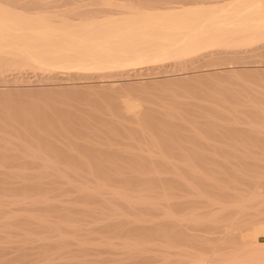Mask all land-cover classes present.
<instances>
[{"label":"bare ground","instance_id":"6f19581e","mask_svg":"<svg viewBox=\"0 0 264 264\" xmlns=\"http://www.w3.org/2000/svg\"><path fill=\"white\" fill-rule=\"evenodd\" d=\"M84 1L83 0H0V105L5 104V106H6L8 103H10V101H8V103H7V101L4 100V99H6V96L9 97L13 92L15 94L20 93L19 92L20 89L18 90V88H17L18 86L13 91V90H10L11 88H8L9 85L7 86L6 83H9L10 81H12L13 83H17V85L20 86V84H18V83L21 82L19 79H21L23 77V76H21L22 73L32 74V76L31 77L29 76V77L33 78L34 81L38 82L37 84H42V85L47 84L49 86L51 85L52 87L55 86V88H57L59 86H62L60 88H63V86H65L68 89H71V91H72L71 93L74 92L73 93L74 96L79 94V93L77 94L76 90H80V89H83L85 91L84 95L86 93V90H88L87 93H89V90L91 91L93 89H96V90L98 89L97 91L100 92V94L105 93V94H107L106 96L109 95L108 97H113V96L116 97L115 94L116 93L118 94V92L122 91L124 88H125V90H127V89L131 90V91H133L132 94H131V91H130V94L127 93L128 91H126L127 94L125 93V91H123L124 92L123 94H126V95H124L123 98L119 97V98H121L122 103H123V99H125L126 103L125 102L124 103L126 104V108L128 107L127 108L128 112L127 113L125 112L126 108H120V110L122 109L125 112V113L122 112L123 116H124V114L126 115L129 113V115L131 117L129 115H126V117L124 116V119L127 118V119L131 120V124H129L130 121L128 123L124 122V119H122L123 120L122 122L125 125L122 122L121 123L119 122V121H121V119H120L121 112H118V115H116V117L119 116L117 118L120 120H114V119H116V118H113L114 115H112L108 112L110 115L109 114H107V115L112 116L113 119L111 117H110L111 120L108 119L109 117L107 115H106L107 117L105 116V118H107V119H103L104 116H102V115H104V114H102L100 117L104 120L103 121V120H101L100 117H98L100 115V113L98 112L99 115H97V112L94 110L96 112V113L94 112L96 114V118L97 117L100 118L99 120H97L95 118V120L98 121L96 123H98V124L100 123V125H101L107 121V123H104V124H107L109 126V128H107L108 126H106V127L104 126V128L106 130H108L106 132H109V133L113 132V134H111V133H110V135L108 133H106V134H108L110 136V138H113L114 141L116 140L115 139L116 137H114L113 135L118 133V132H116V130L114 131V129L117 126L112 125V123L116 121V122H118L117 125H119V127H120L119 130L121 133H122V131L125 133L131 132V134L133 133L137 139H139L140 141L142 140L143 143L146 142L145 144H147V142H149V145L147 144L148 145L147 149L149 147L151 148V146L156 147V148L160 147V148L166 150L165 153H170L169 150H174V151L178 150V149H176V146L179 147V150H178L179 152L184 149L183 150L184 154L183 155L181 154L183 156L182 159L185 158V160H187L188 159L187 157H191V159L188 162L190 166H188L185 173L191 174L192 176H190V177H193L195 182L192 181L193 182L192 183L191 180L188 181L187 176H186V178H184L185 177V175L183 177L184 171L182 172V176H181L180 175L181 172L179 173V171H177V170H171V168L170 169H166V168L165 169H161V168L158 169V168H156L155 167V165H156L155 161L152 163L151 162L147 163L148 161H144V163H143L142 162L143 160L142 161L140 160L141 155L140 154L138 155L137 151H135V149L137 147H139V148L142 147L143 143L140 144L141 142L137 143L139 146L136 147V145H135V148H133L134 150L131 148L132 152L133 151L136 152L134 154L131 151H129V152H131V153H129V152L121 150V149L119 150V152H118V150H115L116 147L114 148L113 145H116L120 142H118L116 144H111V142H110L112 147L110 146L111 147L110 148L107 146L108 149L106 151V149H105V148H107L106 144L104 145L101 142L99 144L98 141H94L96 139V137L98 138V135H96L94 140L91 139L94 142V145H93V143H90L89 145L98 147L97 143L99 145L102 144L103 146L101 145L99 147H101V149L104 147L103 150L99 149V147H98L99 150L95 147L91 148V146H87V143H89L91 141L89 139V137H88V139L90 141L83 137L82 139H86L88 142L84 140V141L78 143L79 147H77L78 145L72 146L75 149V150L73 149L75 151V153H77V155L78 154L80 155V156L78 155L79 157L83 156L82 159L79 158L80 160H75L74 159L75 156H72L69 153V152H71L74 154V152H72L73 150L70 151L71 148L68 149V147H65L66 150H64V148L59 146L60 144H62L59 140H63L62 137H65V138L67 137V136H63L64 134L69 135L68 139H69V137H70V139H72L70 134L72 136L74 135L73 137L75 139H77L78 137H75V135L79 136L80 133H82L81 127H83V130H85L84 127H86V128L88 127L89 129L88 128L87 129L91 130L90 131L91 133H88L90 138H93L95 136V134L102 132V131L98 130V132H96V133L93 132V133H95L93 135V137H92V135H90V134H93L92 129H94V131H95V129L98 127V125H97V127L95 125H93L96 128L95 127L93 128V126H92V124H93V122H95V120L91 119V118H93L95 116L91 117L90 118L91 120L89 122L86 120V118H80L79 117L80 115L78 116L80 119H77V120H75L77 118V116H75L76 118L73 117L74 120H73V118H71V115H69L70 117L66 116V118H65L64 116L68 115V114L67 113L64 114V112L60 113L63 115V117H62V115H60L61 116L60 117L59 114H58V116H56L57 114L53 113V114H56L55 115L57 117V119H56V118H53V117H55L53 114H52L53 117H51V115L49 113H48V115H46L47 114L46 112H45V114L40 113L42 115H38V114L32 115L31 114L28 116L27 115L22 116L23 114H21V115L15 116V114H13V116H9V115H6V113H5L6 110H5L4 111L5 114L3 113V115H2V113H1V115H0V142L1 141L5 142L8 138H10L12 136L14 138L15 137L20 138L21 140H23L24 137L28 138L30 136L29 137L30 139L28 138L29 140H31V138H33V140H35V143H37V141H38L37 146H40L39 143L41 142L46 147H49V150H52L54 152V153L51 151L49 152L48 149L46 148L50 155L53 153V154L57 155L56 156L57 158L59 157L58 159L61 158L62 160L64 158H66L68 160L67 162H69V164H67V165L70 166V167H68L69 169H66V170H68V173H69V171H71L73 173L75 172L73 174L75 176H68V175H72V173L68 174L67 176H64L67 173V171L65 172L64 170L62 171L60 169L59 170L57 169L55 171L56 167L59 168V165L61 164L60 163L58 165L57 164L58 162H56L55 169H53L55 172L54 171H52V172L55 175L56 174L57 175L59 174V175L53 176L51 171H48L47 168L49 167V165L55 164L56 159L54 158L53 155H51V156H53V158L51 156H49V154H47V151L45 152V154H46V156H49L48 159L52 158L55 161L53 163L52 162L53 160H50V162L48 163L49 164L48 167L47 166H46V168L43 167L42 171L44 172V168H45V170H46L45 172H48V173L50 172L52 174V176L48 175V174H46L45 176H41V175L40 176L37 175L35 177L30 176V177H34L36 179L34 182L30 181V179L26 180L27 182L23 180V178L26 179L29 176H27V177L26 176H18L19 180L16 179L17 181L15 180V182H14L13 178L11 179V177H9L11 182L9 180H7V182H6V180H4V178L6 176L5 177L3 176V180L1 178V181H0V184L2 183V186L0 185V191L2 192V194H4L2 196L0 193V197L2 196L0 199V211H2V212H0V213H3V214H1L2 216L0 217V230L4 229L6 227H9V225L11 227L10 220L12 221L13 218H16L18 220L21 219L18 222L19 224L17 226H19V228H22L23 230H25V232L23 234L20 233L17 236L20 244H22V242L25 245H26V243L28 244V242L33 243L32 245L34 248V245L36 243L37 244L40 243L39 244L40 246H38L36 244L35 249L38 250L37 247H41V248H44V250H47L48 248H50L49 243H50L51 238H50L49 234L47 236V232L48 233L52 232V231H50V229L53 230V232H55V230L58 231L60 227H62L61 229H64L63 225H65V224H67V226L69 227L70 223L72 224L71 226H73V227H71L69 229H72V230L76 229L75 224H73L72 221L71 222L68 221L69 217L67 218L65 215V213L67 212L66 210L68 208L64 209L66 211L64 213L65 216H63L64 219L61 218L62 217L61 214L63 212H61V214H60V211L59 210L57 211V213L59 212L58 213L59 216H57V217H58V219L60 217L61 220L60 219L57 220L58 223L56 222L55 225H52L50 222V219L48 218V217H50L49 216L50 214H47V213H49L50 211L52 212L53 209L57 210L56 209L57 207H58V209L59 208L61 209V207H59L57 205H55V206H57L56 208H53L52 205H50V204H52L53 200L50 202V199H52V198L49 196L48 193H49L50 189H53V187H54V185H56V183H57V185L59 183L61 184V186L64 185L63 187H65V186H67V188L69 187L73 193L78 194V195H76V194L72 193L73 195H75V196L80 195L82 199L84 197V200H86L85 197L88 198V200H90L89 197H91V198L99 197V198H96L97 201L99 200L98 203L100 201H102L104 203L105 202L108 203L112 198H116V199L118 198L124 204H127L128 208H129V206H132L133 209H137V210L140 208L141 209L143 208L142 210L144 212L146 211L145 213H148L150 211L151 214L153 213V215L155 217H158L159 213H158V216H156L155 212L157 210H159V211L163 210L160 207H161V204H164V203H159V202L157 203V202H154V201L149 200V199H143L144 197L143 198L137 197L136 199L131 198L132 196L129 195V193H127L125 191L120 192V190H116V188H114V182L115 183L117 182L118 185L120 184V186H127V188L129 187V189H130V187H133L130 190L134 189V187L138 189L137 186H139L140 188H141V186H143L142 188H144L146 186H150V185L153 186L151 184V182L148 183L149 180H147L148 179L147 177H149L150 174H155V176L153 177L154 179H152L153 184L154 183L157 185L160 184V186L161 185H168V187L164 186L166 188H169V187L172 188V186H174L172 189H175V188H177L175 186H178V189H179V187L180 188L186 187L187 189H190V187H191L192 189H190V190H192V191H190V192H192L194 194L193 190H194V188H197V186L199 184L200 186H202V188L205 189L204 190L198 186L199 188H201V190H203V191L208 190L209 194L211 195V196H209V194L207 195L208 198L210 197L209 198L210 200H208V202L210 201V204L212 205L211 207L214 206V208L215 207L217 208V206H219L218 207L219 210L222 209L223 213H218V214L226 213V214H224L223 220H224V218H226L225 216L227 215V212L231 211L230 207H228L229 211H227L226 206L230 205L229 203L232 200L243 198L242 203L241 204L238 203L241 210H239V208H237V207L236 208L233 207V205L231 204L232 208H235L236 210L238 209L237 210L238 215H239L238 211L243 210L242 213H244V212H246L245 210L249 209L247 207L248 205L246 203L249 202L252 205V203L254 202L255 205L258 206V207H256L255 212L250 213V214H246V216L248 215V217H249V219H248L249 223L248 222L247 223H248V225L250 224L253 227L252 230L251 229L247 230V229L243 228V230L240 231V228L238 226H241L243 224L237 225V227H238L237 229L233 225L234 226V228H233L232 224L236 222V218L238 217L234 214H233L234 216L228 215L229 217L226 218V223H229L231 226L227 225L226 223H224V225H223V223L222 224L221 223H215L216 218H214L213 213L210 211L209 212H210L211 216L209 215V212H208V215L210 216V218H208L206 220H208L207 222H213V224H215V225L221 224L224 227H227V226L232 227V229H234V230L236 229L239 231L238 233H236L237 231L234 232V234L236 233L237 235L236 234L234 235L232 233L234 235V237L232 236L233 240L235 239V242H236V239H239L240 242L242 240L243 242H245V245H243L242 249H239L240 251H238V250L234 251L233 252L234 256L237 253H240L243 251L249 257V258L247 257V259H249L248 260L249 264H264V213L259 212L261 210H257L259 207L263 208L264 206L262 204H260L261 206L257 205L255 202L256 200L258 201V199H256V197H257V192L260 189V187H262L259 190L260 193L264 189L263 188L264 187V132H263L264 131V0H91V2H89V0H86L85 2ZM23 78H25V77H23ZM192 80H194L193 82L195 84L194 83L192 84ZM25 81H26V79L24 80L23 83H25ZM162 81L165 83L171 82V84L174 83V81H176L177 83L175 82V84H177V87H179V86L182 87V83L184 84V83H188L190 81L191 84L194 85V87L192 85H190V83L187 84L188 86H186L184 84L183 86H186L187 88L182 87L183 89L181 88V91H183L184 88H186L185 91H187L188 89L190 90V88H193L194 90L192 89L193 90L192 93H194V94H195V92H194L195 89L197 90L196 93L201 92V90H203L202 89L203 87H200L202 84L207 89H212V88L219 89V92L221 91L222 95H225V94H223V91L224 92L226 91L227 95H228L227 98H230L229 95L232 93L231 95L233 96L234 99L229 101L231 106L228 109V112L231 111V113H232L233 111H237V113H239V115L237 114V115H235V117L239 116V118L234 119L235 120L234 121L235 123H234L231 120H227V118L225 119L223 114H222V116L224 117L225 120L229 121L228 122L229 124H230V122H232L231 124L233 125V127H226L225 130L222 132V136H220L215 131H210L208 128H207L208 134H206L207 131L204 130L206 132L205 137H208L207 135H210L211 138H213V139L216 136L217 137L218 136L223 137L225 139V141L222 140L224 142V144H223V142H219L222 139L219 137H218L219 141L216 140L217 137L215 138V140L211 139V140H213V141L210 140L211 142L209 141L210 137L208 139L206 138L208 140V141L207 140L206 141H207L208 145H209V142L211 145V144H213V142L217 141L215 143L219 142V143H222L223 147H224V145L227 146L226 148H224L226 151L225 153L222 152V154H221L219 152L221 155L218 153V151H216L217 157L219 156L220 158L221 157L227 158L228 159L227 161H221L219 159L221 161L220 162L217 159V162L219 161L220 163L219 162L216 163V158H215L216 154L213 152L215 150H217L216 149L217 147L220 149V144H218V146L216 147L215 146L216 144L214 143L215 145L213 144L211 147H209L202 140L203 136L201 137V135L200 136L198 135V136L201 137L203 144L205 143L203 145V147L207 146L209 148L206 147L207 150L206 149L204 150V151H207L206 152L207 154L202 153L203 151H201V150L199 152V148H201L202 145L197 144L198 143L197 139H200L197 136V132L194 130V132L192 133L194 135V133L196 132L195 133V135L197 136V138H196V136L189 134L190 131H189V133H186L185 132L186 127L183 128V126H182L183 120H184V124L186 122V125L189 123H193V121H195L194 122L195 127H196V125H197V127L200 126V129H198L199 127L198 128L196 127L193 129H198L197 130L198 133L200 132L199 130H201V129L203 130L202 125H199V123L197 124V122L199 120V119L197 120V118H199V117H197L198 115L193 113V111H194L193 108L199 106L200 104L199 105L194 104V106L192 104L191 105L188 104V106H186L185 104H182L181 108L184 107L182 109L183 111L181 110V108H179L180 110H178V112L179 111L185 112L184 110L187 107L186 110L188 111V113H186V116H181V117H184V118L189 117L190 116L189 112L192 114H191V118H188L189 120L187 119V121L184 118H183V120H181L182 118L180 119L178 116H175V118L178 119V121H180L182 123L181 124L180 122H178L181 124V126L175 123L176 119L174 118V116L172 114V112H174L172 110H170L169 112L167 111L166 112L167 114H164V112L163 113L161 112V113L164 114L166 116V118H167V115L169 113H171L172 114L171 116H173L174 122L171 121L170 119L160 118L157 113H155V114L153 113V115L151 113V115H150L149 111L147 109H144L145 112L148 111V113H146V116H145V113L141 112L139 109H136L135 103L137 102V99H138V101L141 100V99H139L140 97H136V96L140 95L138 92L143 94L144 93L143 91L146 89H149L150 87H152V89H157V91H161V89L158 90L157 83H158V85H160L159 83H161ZM180 81H184V82H181L180 83L181 85H180L179 84ZM195 81L200 82L201 85H196ZM31 82L32 81L29 80V78H28L26 84L27 85H28V83L31 84ZM220 82H227L231 85L236 86V88L219 85ZM171 84H169V85H171ZM175 84L171 85L172 88L175 87ZM162 85H163V87L166 86V85L164 86V84H162ZM76 86H80V87L78 88ZM154 86H157V88L156 87L154 88ZM160 87H161V85L159 86V88ZM168 87L169 86L167 85V88ZM177 87L173 88L174 91L176 92L175 93L174 91H172L173 93H175L173 95L171 94L172 92L170 93V91H169V90H173L171 87L168 88L169 90L165 91V92H169V93H167L168 95H163L165 93L164 92L165 88L161 87L163 90L162 95L163 96H169V94H170V96L176 95L178 93L177 91H179V89H180V88L177 89ZM196 87H198V88H196ZM49 88L46 91H49ZM67 88H66V90H68ZM198 89H200V90H198ZM28 90H29V88H28ZM96 90H93L91 92L93 93ZM149 90H148L149 95L150 94L152 95L154 93V97L159 96V93H161V92H159L158 95H156L155 93H157V92H155V90L152 91L153 93L151 91L149 92ZM192 90H190V91H192ZM81 91L82 90H80L78 92H81ZM134 92L137 93L136 96H135L136 93H134ZM64 93H66V92H64ZM148 93L146 92V93H144V95L145 94L148 95ZM22 94H24V93H22ZM69 94H67V95H69ZM200 94H202V93H200ZM203 94H205V93H203ZM56 95H55V97H56ZM64 95H66V94H64ZM84 95L81 97H84ZM89 95H91V94L89 93ZM132 95L134 96V98L135 97L136 98L135 99L132 98L133 97ZM96 96H100V95H96ZM232 96H231V98H232ZM235 96H239V97H235ZM242 96L243 97L246 96V97L242 98ZM50 97H52V96H50ZM62 97H64V100H65L66 97L65 96H62ZM76 97H74V98H76ZM144 97H145L144 100H146V98L148 96L145 95ZM151 97L153 98V96H151ZM39 98H40V96H39ZM156 98H158V97H156ZM44 99H46V98H43V101H44ZM50 99L52 100V98H50ZM70 99H72V98H70ZM85 99H88V98L86 97ZM133 99L136 101L135 103H134ZM41 100H42V97H41ZM47 100H48V98H47ZM66 100H68V98ZM66 100L64 101V104H65ZM148 100H150V102H151L152 99H148ZM55 101H57V100H55ZM55 101L53 100V102H55ZM73 101H74V99H73ZM108 101H109V99H108ZM158 101H160V99ZM203 101L205 102L207 100H202L201 104H203ZM77 102H79V101H77ZM97 102H95V104H97ZM156 102H157V100H156ZM167 102L168 101L166 100V104H168ZM200 102H198V103H200ZM112 103H113V101H112ZM127 103H130V104H128V106H127ZM140 103H142V101ZM147 103H148V101H147ZM172 103H175V102L173 101ZM16 104H18V103H16ZM50 104L52 105L53 103H50ZM67 104H72V103H70V101H69V103H67ZM105 104H106V102H105ZM108 104H110V103L108 102ZM212 104H215V105L208 106L209 108H202V111H205V114H207L208 112H211L212 114H214V116H217L218 103L216 104V102L215 103L212 102ZM3 105H1L0 107H2ZM26 105H27V103H26ZM28 105H30V104H28ZM31 105H32V103H31ZM121 106L122 105H120L119 107H121ZM189 106H190V109H188ZM200 106H202V105H200ZM13 107H14V104H13ZM27 107L29 108V106H26L25 110ZM38 107H39V105H38ZM55 107H56V105H55ZM64 107L67 108V110H68V107H66V105ZM137 107H139L138 104H137ZM159 107H161V106H159ZM172 107H173V105L171 106V108ZM191 107H192V112H191ZM33 108H35L34 105H33ZM63 108L61 107V109H63ZM59 109L60 108H58V110ZM197 109H200V108L197 107ZM31 110L32 109L30 108V111ZM70 110L71 109L69 108V111ZM24 112L26 114V111H24ZM33 112H35V110ZM181 112H179L178 114H181ZM50 113H51V111H50ZM86 113H87V111H86ZM91 113H93V111ZM101 113H103V112H101ZM84 114H85V112H84ZM87 114H89V113H87ZM143 114H144V116H143ZM187 114H189V115H187ZM226 114H228V117L231 116L230 113H224L225 116H226ZM194 115H197V116H195V118L193 117V121H190L192 119V116H194ZM203 115H204V113H203ZM203 115H202V117L205 116V115L204 116ZM123 116H121V118ZM150 116L151 117L153 116V118L155 117L156 119H153V118L151 119ZM218 116H220V115L218 114ZM146 117H147V119H146ZM168 117H169V115H168ZM205 117L207 118L208 116L206 115ZM205 117H204V119L206 120ZM235 117H233V118H235ZM208 118H210V117H208ZM58 119H61V121ZM88 119H89V117H88ZM204 119L202 118L203 121H205ZM215 119H217L219 122L218 118H214L213 120H215ZM112 120H113V122H112ZM202 120L199 122H202ZM91 121H92V124H91ZM125 121H127V120H125ZM205 122L203 123V125L208 126V124L211 121H209V123L207 122L208 124H206ZM108 123L111 126H115V128L112 130L113 127H110V125ZM211 123H213L214 126H218V127L221 125L220 122H219L220 125H219V123L216 124V120L211 122ZM233 123L234 124H240L242 126H244L246 124V125H248L249 128H241L242 126L237 127L239 125L234 126ZM100 125H99V128L101 126H103V125H101V126ZM189 126H191V125L189 124ZM55 127H56V129H53ZM78 127H80L81 129H79ZM91 127H92V129H90ZM119 127H117V130ZM193 127H194V125H193ZM208 127H212L211 124H209ZM221 127H224V126H221ZM59 128H65V129H62L63 130V132H62V131H60ZM104 128L101 127L100 130H103ZM182 128L185 129V131H182ZM262 128H263V130H260ZM66 129L67 130L70 129V130H68V131H70V134L68 131H67L68 133L66 132ZM75 129H78L77 131L78 132L80 131V133H78ZM105 129H104V131H105ZM110 129H111V131H109ZM190 129H191V127H190ZM71 130H74L73 132L76 131L79 135H77V133L76 134L73 133ZM86 130L84 131V133H82V136H85L84 134L87 135ZM222 130H223V128L221 129V131ZM52 132H54V134H56L58 132L59 133V134L57 133L58 135H60V136L62 135L61 139H60V137L58 138L57 135H54ZM148 132H151L152 134H150ZM187 132H188V129H187ZM121 133H118L123 137V138L120 137L121 143H122V140L124 141V139H125V142H126V141H128L127 139L131 138L130 136H129V138H128V136L125 137L126 136L125 133H124V135H122ZM147 133L152 135V136L150 137V135H148ZM99 134H104V133L102 132ZM118 134H116V135H118ZM108 135H106V137H108ZM134 135H133L134 139L131 138L132 140L136 139ZM21 136H24V137L21 138ZM82 136L81 135L79 136L80 139ZM100 136H102V135H99V139L102 140L101 139L102 137H100ZM13 137L11 139H13ZM85 137H87V136H85ZM74 138L72 139L73 141L71 142V144L72 143L77 144L76 142H79L78 139L76 141ZM11 139H10V141H11ZM106 139H108V138H106ZM113 139H111V140L113 141ZM120 139H119V141H120ZM131 139H129V140H131ZM21 140H20V142H21ZM33 140H31V141H33ZM74 140H75V142H74ZM178 140L190 141V142L193 141L194 143H196V146L199 147L201 145V147L196 148V146H195V148L197 150L193 151V150H195L194 146L192 145L194 143H189L191 145V147L193 148V150L192 151L190 150L191 152L186 153L189 150L187 148L188 142L186 144V146H187L186 147L184 145L185 144L184 142H182L181 144L180 143L178 144L177 143ZM226 140H229L228 144H227ZM7 141L9 142V140H7ZM24 141H26V139H24ZM64 141L65 142L68 141L67 138H66V140L64 139ZM102 141H104V140H102ZM33 142H29V143H33ZM57 142H60V144L58 145ZM83 142H86L85 143L86 146H82V148H80V145H82ZM67 143H68V145H71V144H69L70 140ZM121 143L119 145H121ZM126 143L129 144L127 146H130L131 144L134 146V142L130 144L128 141ZM126 143L123 142L122 147L125 150H128V149L130 150V148L126 146ZM145 144L143 145L144 150L146 148ZM32 145L35 146L36 144H32ZM1 146L2 145H0V147ZM6 146L9 147L8 144ZM13 146H14V144H13ZM34 146L32 147L33 149L27 147L28 149L26 151H29V153H30V151H34ZM144 146H145V148H144ZM16 147H17V145H16ZM41 147H40V149L42 150ZM75 147L80 148V149H77ZM153 147L151 149H154ZM174 147L176 150L173 149ZM203 147L201 149H203ZM212 147H215V149ZM17 148H16V150H17V152H19L20 150H18ZM185 148L188 150H185ZM211 148L213 149V151H211ZM2 149H4V148H2ZM36 149H37V147H36ZM36 149H35L36 152H34V154H33V155H35V158H36V155L39 153V154H41L39 156H42L40 158L43 159V157L45 155L43 154L44 155L43 156L42 153H44L43 151H45V148L42 151H37L38 149L37 150ZM109 149H113V151H109ZM224 149H220V150L223 151ZM1 150H0V160H2L3 162L5 160L13 161L14 159L17 162L18 158L19 157L21 158L20 153L18 154L16 152V153L12 154V152H11V154H10V152H9L10 155H8V152L4 151L5 154H7V155H5L2 152L3 150L2 151ZM6 150H8V149H6ZM16 150L14 149L13 152H15ZM68 150H69V152H67ZM76 150L77 151L81 150V152H82V150H84V153L87 154L86 157H88V158L85 159V156H84L85 154L83 155V153H81L80 151L77 152ZM209 150H210V152H209ZM24 153L27 154L26 152H24ZM35 153H37V154H35ZM165 153H162V154L158 153L159 155H161V157H162V158L160 157L161 159L166 158L165 155L163 157V154H165ZM180 153H182V152H180ZM77 155H76V157H77ZM170 155H171V153L169 154V156ZM27 156H29V155H27ZM22 157H25V155L22 154ZM37 157H38V155H37ZM71 157H72V161H71L72 167H74L73 165H75L76 163H79V164H81V166L84 165L82 171H81L82 168H80V170H79V165L76 166V167H78V170L76 169V167H74L73 169H75L76 171H72L70 161H69ZM148 157H150V156H148ZM152 157H154V156L152 155ZM167 157H168V155H167ZM171 157H173V156L171 155ZM44 158H46V157H44ZM89 158L92 159V161H91L92 164H90V166L92 168L87 169L88 166H85L86 165L85 162L88 161ZM168 158L164 159L165 162H163V160H161V163L160 162H157V163L158 164L163 163V165H164V163L167 162L166 160ZM177 158H178V156H177ZM179 158H181V157L179 156ZM192 158L200 160L201 161L200 164L205 167L203 169L204 172L210 173L211 176L207 175L205 177L203 175V177H205V179L201 176H196V173H199V172L196 170V168L194 169V166H193L194 163L191 162ZM33 159L34 158H32L31 164L33 161H35V159L34 160ZM42 159L39 160V158H38L37 160L38 161L47 160V159H44V160H42ZM66 159H64V161H63V163L65 162L64 166H66V163H67ZM106 159L108 160V162ZM23 160H25V159H23ZM73 160H75L77 162L74 163ZM103 160H104V162H103ZM117 160H122L124 163H126L125 165H129L131 167V168L128 167L131 169V170H129V172L133 175L134 174H136V175L135 176H128V173H126L127 171L125 172L123 170L125 168L122 169V165L120 166L119 163H117ZM210 160H212L213 162L215 161L214 163H212V165L215 163H216L215 166L218 164H221L220 167L222 166V168H224V170H225V172L223 173V175H224L223 177L218 176L219 172H217L216 170H212L209 168L208 165L210 163L209 162ZM58 161H60V160H58ZM105 161L107 162V165H109L111 162L112 165H110V166H113V164H114V165H116V167L107 168L109 166L105 165ZM150 161H153V160H150ZM202 161L205 162L206 166H205V164L202 163ZM21 162H23V161H21ZM60 162H62V161H60ZM145 162H146V164H145ZM0 163L2 164L1 161H0ZM7 163L9 164L10 162H7ZM35 163H33V164H35ZM41 163L45 165V163H43V162H39L38 164L41 165ZM50 163H52V164H50ZM190 163H192L193 165ZM1 164H0V166H3V164H5V163H3L2 165ZM15 164H17V163H15ZM169 164H170V162H169ZM173 164L174 163H172V165H171L172 167L175 166V164L174 165ZM95 165H96V167H95ZM168 165L167 166L165 165V166L169 168L170 166H168ZM185 165H186V163H185ZM52 166H54V165H52ZM93 166L95 168H93ZM85 167H87V168H85ZM213 167H214V165H213ZM52 168H51V170H52ZM36 169H38V171H36L37 172L36 174L42 173V175H43L45 173V172L43 173L39 170L42 168H36ZM126 169H127V167H126ZM179 170L181 171V169H179ZM198 170H200V169H198ZM14 171L16 173L18 172L15 169H14ZM39 171H40V173H39ZM81 172H85L87 174L89 173L90 175L88 176L86 174L87 176H84V175L78 176L79 174L78 175L76 174V173L82 174ZM162 172L163 173L167 172L168 174L170 173L171 175L174 173L173 174L174 178L168 179L169 177L163 178V177H165L163 175H162L163 177L158 176ZM200 172H201V170H200ZM11 173H13V172H11ZM176 173H178L179 176H176L177 175ZM3 174H6V173H4V171H3ZM61 174H64V175L60 176ZM117 174H119L121 176H117ZM147 174H148V176H147ZM156 174H158V175H156ZM91 175H93V176H91ZM112 175H114V176L116 175L117 177L114 179V177ZM142 175H145L144 178L146 180L142 179V177H143ZM165 175H167V174L165 173ZM200 175H202V174H200ZM50 176L54 177V179H55V180L52 179L51 184L53 185L54 181L56 182L52 188H50V180H51ZM173 176H170V177H173ZM21 177H23L22 180L25 183H22V180L20 179ZM150 177H149V179H150ZM190 177H189V179H191ZM210 177H212V178H210ZM6 179H8V177ZM44 179H46V181H43ZM12 180H13V182H12ZM19 181H21V182H19ZM29 181L32 183L27 184ZM105 182H108V183L112 182L113 185H111V183L108 185H110L111 187L113 186V188L115 190L109 189L108 185ZM234 182L240 183L242 185V187L240 189L234 188L235 192L234 191L231 192V189H232L231 184H233ZM195 183L196 184L198 183V184L196 185ZM145 184H147V185H145ZM194 184L196 185L195 187H194ZM57 185H56V187H57ZM205 186L208 188L207 190H206ZM237 186H239V185H237ZM63 187L62 188L60 187V189L62 191L66 189V187H65V189H63ZM153 187H155V186H153ZM162 189L164 190L165 188H162ZM182 190H184V189H182ZM199 190L200 189L194 190L198 193V194H196V192H195L196 196L202 195V194H199ZM236 190H237V192H236ZM249 190H251L250 191V193H252L251 196L248 198L243 197L244 192L247 193L246 191L249 192ZM240 191L242 193H240ZM68 192H70V191H68ZM61 193L64 194V192H61ZM70 193H68V195H70ZM261 194H260V196H261V199L263 200L264 195L262 197ZM61 196H63V195H61ZM80 196L76 198L77 203H79ZM108 196H110V197L112 196V198L110 199V197H108ZM133 197H135V196H133ZM165 197H167V196H165ZM94 201H96V200H94ZM97 201H96V203H97ZM73 202H75V200L72 201V203H70L73 207L72 208L69 207L68 210L70 211V213H72V212L74 213L76 211L74 214H79V215L83 214L80 212L81 208L82 209L85 208V210H87V212H89L90 209H92L96 206H97L96 209H98V207H101L98 203L97 204L99 206L97 204H95V202H94V204L92 202L91 204L96 205V206H91L92 208H90V207H88V206H90V204H88L87 201H86V203L80 201L81 205L80 204L79 205L82 206L80 208V211H79L80 213L79 212L77 213V209L80 206H78L76 203H75L76 206H78L77 209L75 208L76 210L71 212V210L72 209L74 210V207H75L73 205ZM89 202H91V201H89ZM111 202L113 203L112 200H111ZM259 202L260 201H258V204H259ZM82 203L88 204V206L87 205L86 206L89 208V210L86 209L87 207H84ZM116 203L117 202H115V205L112 204V206L113 207L117 206ZM100 204L103 205V203H101V202H100ZM117 204H119V203H117ZM183 204H184V206L191 204L192 206H190V208L193 207V205H194V203H192L191 201H190V203H188L186 205H185V203H182V205ZM210 204H209V206H210ZM50 206H51V208H50ZM165 206H167V204ZM194 206H196V203ZM5 207H7L8 209L5 210L6 209ZM12 207H17V209L16 208L13 209ZM105 207L99 208V209H104V210H101L103 215L106 214L103 211H105V212L108 211V209L105 210ZM113 207H111L110 209H112ZM162 207H163V205H162ZM169 207H170V205L167 208L169 209ZM174 207H176V206H174ZM183 207H182V209L185 208V207L184 208ZM252 207H255V206H252ZM106 208H108V207H106ZM118 208H121V207L119 206ZM224 208H226V211L223 210ZM110 209H109V211L112 212L113 210L111 211ZM133 209L128 210V211L132 212V211H134ZM170 209H172V207H170ZM215 209H214V212H215V214H217V212L219 210L217 209L218 211L216 210L217 211L216 212ZM235 209H233V211H236ZM55 210H54V212H56ZM61 210L63 211V207ZM85 210L82 211V212H84V214L87 213ZM114 210H115V208H114ZM119 210L120 209H118L117 211H119ZM171 211H173V209ZM171 211H170V213H171ZM91 212H92V210H91ZM91 212H89V214ZM113 212H115V211H113ZM219 212H221V211H219ZM67 213H69V212H67ZM93 213H94V210H93ZM145 213L143 215H145ZM170 213H165L166 217L169 218L168 219L169 223L171 222L170 220H172V222H174L173 220H175V221L177 220V222H179L178 217H177V219H172V218H174L175 215L173 216ZM172 213L174 214V211ZM84 214L81 216L85 217L88 215V214H86V215H84ZM95 214H101V213L100 212L97 213V210H96L93 215H95ZM136 214L138 215V212L135 213V215ZM151 214L149 213V215H151ZM191 214H192V217H194L193 213H191ZM191 214H190V216H191ZM194 214H196V213H194ZM47 215H48V217H47ZM90 215H88V216H90ZM125 215H126V213H125ZM125 215H124V217H125ZM128 215H131V213H129ZM137 215L136 216L133 215L132 217H134V218L125 217L123 220L126 222L127 219L130 218V219H128V221H130L129 223H137L141 219L143 221L144 217L139 218L138 216L141 214H139L138 216ZM143 215H141V216H143ZM72 216H74V215H72ZM146 216H145L146 219H144L143 222H145L148 217L152 218V216H148L147 214H146ZM190 216L187 215L188 218ZM239 216H241V215H239ZM155 217L153 218L154 219L153 222L155 224L152 223L154 226H152L151 222L147 223L149 220H147L146 223L151 225V227H149L148 225H147V227L146 226L142 227L143 225L142 226L140 225L141 227H138L137 225L134 227V225H131L132 226L131 228H133V229L132 230L129 229L130 234L139 235V236H143V237H149V236L151 237L152 235H155V234H156V236L161 234L162 236H165V238L168 237L170 239V241H171V239H174L175 241L176 240H182V241L184 240L185 241L187 239V237L190 236L191 232L184 231L185 228L184 227H183V229H182V227L180 228L179 227L180 224L178 225L177 222L176 223H177L178 227H175L174 223H172V222L171 223L173 225L170 224L172 227H169L170 225H168V222H167V224H164L167 221V218L164 217V214L162 216L163 219L166 218L165 221L162 220L164 223L161 220H159L161 217L158 219V221H156ZM201 217H200V219L197 218V214H196L195 220L196 219L197 220L194 221V218H192L190 220H192L193 222H197V221L201 220ZM234 217H236V218H234ZM241 217H243V214ZM241 217H239V218H241ZM74 218H75V216H74ZM181 218H182V216H181ZM219 218H222V215ZM219 218H218V220H219ZM239 218H237V222H238V220H240L241 222H239V223H242V221H244L243 223L246 224V221H247L246 219H245L246 220L245 221V220H241ZM62 219H63V221H62ZM76 219L79 220L78 218H76ZM187 219L186 220L182 219V220L184 222V221H187ZM203 219H205V218H202V220ZM242 219H244V218H242ZM190 220H188V222H191ZM128 221H127V223H128ZM75 222H78V221H75ZM203 222H205V221H203ZM221 222H222V220H221ZM98 223L101 224V221H97V223H95V225L96 224L98 225ZM100 224H99V226H100ZM235 224H238V223H235ZM182 225L183 224H181V226ZM248 225H246V226L249 227L250 225L249 226ZM78 226L79 227L81 226L80 222H79ZM102 226L103 225H101V227ZM206 227H208V226H206ZM216 227H218L217 228V230L219 231L218 233L221 232L220 235L224 236L225 234L222 235V230H219V226L216 225L215 228ZM209 228H211V227H208L207 229H209ZM9 229H8V231H9ZM36 229H45V230H47V232L45 231L46 232L45 236H43V235L40 236L36 233V231H35ZM77 229H78V227H77ZM100 229H98V230H100ZM222 229H223V227H222ZM80 230H81V228H80ZM209 230L213 232L212 229H209ZM224 230H226V229L224 228ZM228 230L230 231V229H227V231ZM57 231L55 233L59 234V233H57ZM101 231H102V229H101ZM101 231H99V232H101ZM127 231H128V229H127ZM127 231H125V232H127ZM104 232H106V230H104ZM125 232H122V233H125ZM77 233H78V231H77ZM188 233H189V235H188ZM0 234H3L1 236L7 237L6 239H8L9 235L11 236V234H8L5 230H1ZM226 234L229 235V238L231 237L230 236L231 233L226 232ZM59 235L60 236L58 237V242H61L62 239L66 236H64V237L62 236L63 237L62 238L61 233ZM78 235L80 236V233H78ZM78 235H76V237H74V239L76 238V239L80 240V237L79 238L77 237ZM191 235L193 236V233ZM227 235H226V239L228 237ZM192 236H190V238H192ZM213 236L215 237V235H213ZM81 237H83V236H81ZM54 238H55V235H54ZM194 238H199V236L195 237V234H194ZM201 238H203V237H201ZM204 238H203V241H205V244H208V242H206L207 237H204ZM221 238L222 237H220V238L218 237V239H221ZM1 239H2V237H1ZM10 239H11V237H9V240ZM55 239L57 242V238H55ZM60 239H61V241H59ZM208 239H210V238H208ZM216 239L217 238H215V240ZM224 239H223V241H224ZM9 240H7V242ZM54 240H52V241H54ZM213 240H214V238H212L211 241H213ZM233 240H232V242H233ZM10 241H12V240H10ZM10 241L8 243L11 244ZM150 241H151V239H150ZM175 241H173V242H175ZM182 241H180V242H182ZM228 241H231V239H228ZM7 242H5V243H7ZM12 242L14 243L15 241H12ZM210 243H212V242H209V245H211ZM10 244H9V246H11ZM59 244L60 243H57V245H59ZM232 244H234V243H232ZM3 245H4V243H3ZM25 245H23V246H25ZM7 246H8V244H7ZM4 248H2V249H4ZM224 248H223V250H224ZM19 249L21 250L23 248L19 247ZM6 250L10 251L11 249H6ZM26 250H28V249H26ZM48 250H50V249H48ZM140 250L143 251V249H141V247H140ZM213 250H214V248H213ZM142 251H139L138 253H140ZM214 251H215V253L213 255H216V249ZM3 252H4V250H0L1 254ZM16 252H19V251H16ZM219 252H217L218 256L219 255L221 256V254L223 256H226V254H223L226 252H224V251H222L223 253H221V252L219 253ZM45 253H47V252H45ZM135 254H137V253H135ZM140 254H142V253H140ZM137 256H139V255L137 254ZM205 256H206V254L204 256L196 257L195 259L192 258L193 260L191 259L190 263L191 264H208L209 261ZM236 256L239 257L240 255H236ZM139 259H138V257H136L134 259V261L135 260L136 261L133 263L134 264H140V263L142 264V256H141V258L139 257ZM241 259H242V257H241ZM241 259H240V261H241ZM244 261L242 260V262H243L242 264H245ZM144 262H146V260H144V258H143V264H144ZM222 262H224V260ZM227 262L228 261L226 260V262H224V264H226ZM113 263L115 264V262H113ZM235 263H238V262L235 261ZM79 264H84V263L79 262ZM89 264H91V263H89ZM107 264H110V262ZM230 264H233V261Z\"/></svg>","mask_w":264,"mask_h":264},{"label":"rangeland","instance_id":"374dc122","mask_svg":"<svg viewBox=\"0 0 264 264\" xmlns=\"http://www.w3.org/2000/svg\"><path fill=\"white\" fill-rule=\"evenodd\" d=\"M84 1V0H83ZM86 1V0H85ZM84 1V2H85ZM89 2H91V0H89ZM93 2V1H92ZM19 75V74H18ZM21 76H23V77H25V78H21V79H19L20 81V83H18V84H20V86L19 85H17V83H13L12 81H10L9 83H6L7 84V86H8V88H11L10 90H13L14 91V89L17 87L18 88V90L20 89V93H12L9 97L8 96H6V99H4L5 101H7V103H8V101H10V103H8L6 106H5V104L3 105V104H1V105H3L2 107H0V110L2 111H0V115H1V113H2V115H3V113H4V111L6 110V115H9V116H13V114H15V116H18V115H21V114H23L22 116H24V115H33V114H38V115H42L43 113L45 114V112L47 113L46 115H48V113L51 115V117H53V115L55 116L56 114V116H58V114H59V116L60 115H62V114H60V113H63L64 112V114H68V115H65L64 117L66 118V116H69V115H71V118H76L75 116H77V118L75 119V120H77V119H80V118H86V120L87 121H89L90 122V120L91 119H94L95 120V118H96V112H97V115H99V113H100V115L98 116V117H100L102 114H104V115H102V116H104V118L103 119H107V118H105V116L107 115V114H112V115H114L113 116V118H116V119H114V120H120L121 119V121H119L120 123L123 121L122 119H124V116L126 117V115H129V113L128 114H124V116H123V113H127L128 111H127V108H126V102H125V99H123V103H122V100H121V98H119V97H122L123 98V96L124 95H126L127 93H129L130 94V91L131 90H128L127 88V90H125V88L122 90V91H120V92H118V94L116 93L115 94V96L116 97H108V96H106L107 94H103V93H101L100 94V92H98L96 89H93V90H96V91H94L93 93L91 92V91H93V90H89V93L91 94V95H89V93H87V91L88 90H86V93H85V95H84V90L83 89H80V90H82L81 92H78V91H80V90H76L77 91V94L78 95H73V93H71L72 91H71V89H68L67 87H65V86H63V88H60V87H62V86H59V87H57V88H55V86H49V85H47V84H44V85H42V84H37L38 82H36V81H34V79L33 78H30L31 76H32V74H24V73H22L21 74ZM30 76V77H29ZM19 77V76H18ZM29 78V80H31L32 82H31V84H29L28 83V85L26 84L27 83V79ZM26 79V81H25V83H23L24 82V80ZM191 81V80H190ZM188 82V83H184L186 86H188L187 84H189L190 83V85H192L194 82V80H192V84H191V82ZM163 82V81H162ZM159 83L160 85H161V87L162 88H165V90H164V92L166 91V90H169L168 88H172V86L171 85H174L175 84V82L176 81H174V83H172L171 84V82H167V83H165V82H163V83ZM181 82H184V81H180L179 82V84L181 83ZM196 82V81H195ZM12 83V84H11ZM177 83V82H176ZM25 84V85H24ZM162 84H164V86L167 84L169 87L167 88V85L165 86V87H163V85ZM169 84H171V85H169ZM178 84V85H179ZM183 83H182V87H186V86H183L184 85ZM195 84V83H194ZM23 85V86H22ZM48 87H47V86ZM160 85H158V83H157V86H158V90H160L161 89V91H157V89H152V87H150L149 89H146V90H144L143 92L144 93H148V90H149V92L151 91H153V90H155V92H157V93H155L156 95H158V93L159 92H161V93H159V96H156V97H158V98H156V97H154V93L151 95H149V93H148V95L147 94H145L146 96H148L147 98L148 99H152L151 100V102H150V100H148L147 98H146V100H144L145 99V95H144V93L143 94H141L140 92H138L140 95L139 96H136L137 95V93L136 92H134V93H136L135 94V96L136 97H140L139 99H141V100H139L138 101V99H137V102L134 100L135 98H134V96L132 97V98H134L133 99V101H134V103H135V105H136V109H139L141 112H143V113H145V116H146V113H148V111H149V114L151 115V113H152V115H153V113L155 114V113H157L158 114V116L160 117V118H162V119H170L171 121H173L174 119H173V116H174V118H175V116H178L181 120H183V118L184 117H181V116H186V113H188V111L186 110V106H188V104H192L193 106H194V104L195 105H202V106H197L198 108H200V109H197V107H195V108H193V113L194 114H197V115H194V116H192V119L190 120V121H193V117L195 118V116H197V117H199V118H197V120H198V122H197V124L199 123V125H202V128H203V130L201 129V130H199L200 132L198 133V129H200V126H198L197 127V125H196V127L198 128V129H193V128H196L195 127V124H194V122L195 121H193V123H189L191 126H189V124H187L186 125V122H185V124H184V120L182 121V123L184 124H182L180 121H178V119H176L175 120V123L176 124H178V125H180L181 126V124H182V126H183V128H185L186 129V131H185V129H183L182 128V131H185L186 133H189V131H190V133L189 134H192L193 132H194V130L197 132V136L199 135H201V137L203 136V141L207 144V139L210 137V139H209V141L211 140V139H213V138H211V136L210 135H207L208 137H205V135L206 134H208V129L210 130V131H215L216 133H218L220 136H222V132L225 130V128L226 127H233V125L231 124L232 122H234L235 120L234 119H238L239 118V116L236 118L235 117V115H239V113H237V111H233L232 113H231V111L230 112H228V109L230 108V106H231V104H230V102L229 101H231L232 99H234L233 98V96H232V98H231V96L229 95V97L231 98H227V92L225 91H223V94H225V95H222V92L220 93L219 92V89H215V88H212V89H207L203 84V86L201 85V83L200 82H196V85H201L200 87H203L202 89L203 90H201V92H198V93H196L197 92V90L195 89V94L194 93H192L193 92V88H190V90H192V91H190L189 89V91L187 90V91H185V89L187 88H184V90L183 91H181V88L182 87H177V84H175V87H177V89H179V91H177L178 93L176 94V95H174V96H170V94H169V96H163V95H168L167 93H169V92H165L164 94H163V90H162V88L160 87L159 88V86ZM181 85V84H180ZM219 85H222V86H229V87H232V88H236V86H234V85H231V84H229V83H227V82H220V84ZM13 86V87H12ZM157 86H154V88L156 87L157 88ZM193 87H194V85H192ZM47 87V88H46ZM50 87V88H49ZM76 87H80V86H76ZM175 87H173V88H175ZM25 88V89H24ZM28 88H29V90H28ZM42 88V89H41ZM48 88H49V91H46V90H48ZM66 88L69 90H66ZM167 88V89H166ZM172 88V89H173ZM196 88H198V87H196ZM24 89V90H23ZM183 89V88H182ZM201 89V88H200ZM200 89H198V90H200ZM206 89V90H205ZM205 90V91H204ZM27 91V92H26ZM37 91V92H36ZM123 91H125V93H126V91H128L126 94H123L124 92ZM146 91V92H145ZM170 91V93L172 92V91H174V89L173 90H169ZM203 91V92H202ZM209 91V92H208ZM215 91V92H214ZM26 92V93H25ZM35 92V93H34ZM64 92H66V93H64ZM97 92V93H96ZM132 92L133 91H131V94H132ZM175 92V91H174ZM182 92V93H181ZM185 92V93H184ZM22 93H24V94H22ZM34 93V94H33ZM62 93V94H61ZM71 95H70V94ZM121 93V94H120ZM133 93V94H134ZM176 93V92H175ZM175 93H171L172 95L173 94H175ZM189 93V94H188ZM200 93H202V94H200ZM203 93H205V94H203ZM210 93V94H209ZM219 93V94H218ZM52 94V95H51ZM57 94V95H56ZM64 94H66V95H64ZM67 94H69V95H67ZM82 94V95H81ZM123 94V95H122ZM163 94V95H162ZM189 96H188V95ZM191 94V95H190ZM46 95V96H45ZM55 95H56V97H55ZM84 95V97L86 98H88V99H85L84 97H81V96H83ZM96 95H100V96H96ZM118 95V96H117ZM122 95V96H121ZM179 97H178V96ZM186 95V96H185ZM198 95V96H197ZM200 95V96H199ZM19 96V97H18ZM39 96H40V98H39ZM45 96V97H44ZM50 96H52V97H50ZM54 96V97H53ZM62 96H65L66 98H65V100L68 98V100H66V102H65V104H64V97H62ZM72 96V97H71ZM77 96V97H76ZM80 96V97H79ZM92 96V97H91ZM94 96V97H93ZM151 96H153V98L151 97ZM193 98H192V97ZM195 96V97H194ZM241 96V95H240ZM37 97V98H36ZM41 97H42V100H41ZM74 97H76V98H74ZM91 97V98H90ZM102 97V98H101ZM142 97V98H141ZM151 97V98H150ZM235 97H239V96H235ZM244 97H246V96H244ZM243 96H242V98H244ZM43 98H46V99H44V101H43ZM47 98H48V100H47ZM50 98H52V100L50 99ZM70 98H72V99H70ZM83 98V99H82ZM109 99V101H108V99ZM177 98V99H176ZM185 100H184V99ZM197 98V99H196ZM209 98V99H208ZM38 99V100H37ZM63 99V100H62ZM73 99H74V101H73ZM117 99V100H116ZM160 99V101H158ZM174 99V100H173ZM187 99V100H186ZM200 99V100H199ZM207 100V101H203V104H201L202 103V100ZM230 99V100H229ZM246 99V98H245ZM40 100V101H39ZM53 100L55 101V100H57V101H55V102H53ZM72 100V101H71ZM87 100V101H86ZM121 100V101H120ZM156 100H157V102H156ZM166 100L168 101L167 103L168 104H166ZM198 100V101H197ZM12 101V102H11ZM37 101V102H36ZM39 101V102H38ZM47 101V102H46ZM52 101V102H51ZM68 101V102H67ZM69 101H70V103H72V104H67V103H69ZM77 101H79V102H77ZM94 101V102H93ZM98 101V102H97ZM112 101H113V103H112ZM116 101V102H115ZM120 103H119V102ZM142 101V103H140ZM145 101V102H144ZM147 101H148V103H147ZM165 101V102H164ZM170 101V102H169ZM175 102V103H172V102ZM179 101V102H178ZM185 101V102H184ZM189 101V102H188ZM201 101V102H200ZM211 101V102H210ZM21 102V103H20ZM42 102V103H41ZM53 103L52 105L50 104V103ZM57 102V103H56ZM95 102H97V104H95ZM105 102H106V104H105ZM108 102L110 103V104H108ZM115 102V103H114ZM125 102V103H124ZM144 102V103H143ZM178 102V103H177ZM184 102V103H183ZM197 102V103H196ZM198 102H200V103H198ZM212 102L213 103H215L216 102V104L218 103V110H217V116H214V114H212L211 112H206L207 114H205V111H202V108H209L208 106H211V105H215V104H212ZM12 103V104H11ZM16 103H18V104H16ZM24 103V104H23ZM26 103H27V105H26ZM31 103H32V105H31ZM74 103V104H73ZM79 103V104H78ZM86 103V104H85ZM88 103V104H87ZM112 103V104H111ZM119 103V104H118ZM150 103V104H149ZM187 103V104H186ZM13 104H14V107H13ZM28 104H30V105H28ZM42 104V105H41ZM44 104V105H43ZM76 104V105H75ZM82 104V105H81ZM85 104V105H84ZM103 104V105H102ZM128 104H130V103H127V106H128ZM137 104L139 105V107H137ZM180 104V105H179ZM182 104H185L186 106V108H185V112H181V111H179V112H181V114H178L179 112H178V110H180L179 108H181L182 107ZM205 104V105H204ZM0 105V106H1ZM10 107H9V106ZM33 105H34V107L35 108H33ZM38 105H39V107H38ZM41 105V106H40ZM50 107H49V106ZM55 105H56V107H55ZM66 105V107H68V110H67V108H65L64 106ZM106 105V106H105ZM112 107H111V106ZM120 105H122L121 107H119ZM146 105V106H145ZM173 105V107L171 108V106ZM8 106V107H7ZM19 106V107H18ZM21 106V107H20ZM26 106H29V108L27 107L26 108V110H25V107ZM71 106V107H70ZM82 106V107H81ZM93 106V107H92ZM99 106V107H98ZM114 106V107H113ZM124 106V107H123ZM143 106V107H142ZM145 106V107H144ZM149 106V107H148ZM159 106H161V107H159ZM179 106V107H178ZM184 106V105H183ZM206 106V107H205ZM13 107V108H12ZM47 109H46V108ZM61 107L64 109H61ZM78 107V108H77ZM84 107V108H83ZM107 107V108H106ZM110 107V108H109ZM119 107V108H118ZM30 108L32 109L31 111H30ZM50 108V109H49ZM58 108H60L59 110H58ZM69 108L71 109L70 111H69ZM102 108V109H101ZM120 108H126V110H125V112L122 110H120ZM170 108V109H169ZM174 108V109H173ZM177 110H176V109ZM184 108V107H183ZM183 108H181V110L183 109ZM21 109V110H20ZM35 110V112H33L34 110ZM76 111H75V110ZM90 109V110H89ZM97 109V110H96ZM144 109H147L148 111L147 112H145V110ZM188 109H190V106H189V108ZM26 111V114H25V112L24 111ZM29 110V111H28ZM44 110V111H43ZM48 112H47V111ZM56 110V111H55ZM67 110V111H66ZM74 110V111H73ZM96 112H95V111ZM101 112H103V113H101ZM105 110V111H104ZM114 110V111H113ZM170 110H172V111H174V112H172V114H173V116H171L172 114L171 113H169L168 115H169V117H168V115H167V118H166V116L164 115V114H167L166 112L168 111H170ZM201 110V111H200ZM10 111V112H9ZM50 111H51V113H50ZM53 111V112H52ZM69 111V112H68ZM81 111V112H80ZM86 111H87V113H89V114H87L86 113ZM93 111V113H91V112ZM177 111V112H176ZM183 111V110H182ZM187 111V112H186ZM28 112V113H27ZM33 112V113H32ZM58 112V113H57ZM75 112V113H74ZM84 112H85V114H84ZM95 112V113H94ZM99 112V113H98ZM109 112V113H108ZM115 112V113H114ZM118 112H121V116H123L122 118H121V116H120V119H118L117 117H119V116H117L116 117V115H118ZM123 112V113H122ZM164 112V114H162V113ZM191 112H192V107H191ZM202 112V113H201ZM4 113V114H5ZM8 113V114H7ZM10 113V114H9ZM40 113H42V114H40ZM53 113H56V114H53ZM70 113V114H69ZM78 113V114H77ZM80 113V114H79ZM201 113V114H200ZM203 113H204V115L206 116H208V117H210V118H206L204 115H203ZM224 113H230L231 114V116H229L228 117V114H226V116L224 115ZM236 113V114H235ZM53 114V115H52ZM109 114V115H110ZM162 114V115H161ZM184 114V115H183ZM189 114H190V116L189 117H185L184 119L187 121V119L188 118H191V114L192 113H190L189 112ZM189 114H187V115H189ZM218 114L220 115V116H218ZM222 114H223V116L225 117V119L227 118V120H231L232 122H230V124L228 123L229 121H227V120H225L224 119V117L222 116ZM229 114V115H230ZM80 115V116H79ZM91 115V116H90ZM164 115V116H163ZM202 115L206 118V120L204 119V117H202ZM53 117V118H56L57 119V117ZM80 118H79V117ZM83 116V117H82ZM93 116H95V117H93ZM108 116V115H107ZM106 116V117H107ZM130 116V115H129ZM143 116H144V114H143ZM155 116V115H154ZM157 116V115H156ZM61 117V116H60ZM62 117H63V115H62ZM70 117V116H69ZM88 117H89V119H88ZM91 117H93V118H91ZM96 118L97 120H99L100 118ZM109 118L108 119H110L111 120V118H112V116H108ZM111 117V118H110ZM131 117V116H130ZM148 117V116H147ZM147 117H146V119H147ZM206 121H203L202 120V118ZM233 117H235V118H233ZM74 118H73V120H74ZM91 118V119H90ZM112 118V119H113ZM129 118V117H128ZM144 118V117H143ZM150 118L152 119L153 118V116L151 117L150 116ZM212 118V119H211ZM214 118H218L219 119V122L221 123V125H220V123L218 122V120L217 119H215L216 120V124H218L219 123V127L218 126H214V124L213 123H211V122H213V121H215V120H213ZM231 118V119H230ZM70 119V118H69ZM102 118H101V120H103ZM131 119V118H130ZM153 119H156L155 117L153 118ZM179 119V120H180ZM211 121L210 123H209V121ZM58 120H60L61 121V119H58ZM63 120V119H62ZM71 120V119H70ZM125 120H127V121H125ZM189 120V119H188ZM196 120V121H197ZM202 120V122H199V121H201ZM104 121V120H103ZM130 121V122H129ZM96 122H98V121H96L95 120V122H93V124H92V121H91V124H92V126L93 125H95L96 127H97V125H98V127L96 128L95 126H93V128L95 127L96 129H95V131H94V129H92V127L90 128V129H92V133L93 132H98V130L99 131H102L104 134H99V133H102V132H99V133H97V134H95V133H93V134H90V135H92V137H93V135L95 134V136L93 137V138H90V136L88 135V133H91L90 131L91 130H88L86 127H84V129L86 130V132H87V135L86 134H84L85 136H87V137H85V136H82V133H84V131L85 130H83V127H78L79 129H81V132L82 133H80V131L78 132L77 130L78 129H75L78 133H80V135L82 136L81 137V139H80V135L75 131V132H73L74 130H71L73 133H77V135H79V136H76L75 135V137H78L77 139H78V141L79 142H76L77 144H75V143H72L71 144V142L73 141L72 139L74 138L71 134H70V131H68V130H70V129H66V132L68 131L69 132V134H70V136L72 137V139H70V137H69V139H68V136L69 135H65L64 133V135L63 136H67L66 138H67V140L69 141L70 140V143L69 144H71V145H68V141H64V139L66 140V138L65 137H62V139L63 140H59L62 144H60V142H57L58 143V145L60 146V147H62V148H64V150H66V148L65 147H68V149L69 148H71L70 149V151L71 150H73L74 148L72 147V146H74V145H78V143H80V142H82V141H87L86 139H88V137H89V139L91 140H94L95 139V137H96V135H98V138L96 137V139L94 140V141H98V143L100 144V142L101 143H103L104 145L106 144V147L108 146V147H110L111 146V144H116V143H118V142H120L121 143V139H120V137H122L120 134H118V133H121L120 132V127H119V125H117L118 124V122H113V120H112V125H115V126H117V127H119L118 128V130H117V127L115 128V126H111L109 123V125H110V127H113L112 128V130L114 129V131L116 130V132H118V133H116V134H118V135H116V134H114L113 136L114 137H116L115 139V141H114V139L113 138H110V133L109 132H106V131H108V130H106L105 128H104V126L106 127V126H108L107 124H104V123H107V121L106 122H104L103 124H101V125H103V126H101L100 125V123L98 124V123H96ZM109 122V121H108ZM124 122H129V124H131V120H129V119H124ZM174 122V121H173ZM178 122H180V123H178ZM206 123V124H211V126L212 127H208L209 126V124H208V126H205V125H203V123ZM208 122V123H207ZM218 122V123H217ZM95 123V124H94ZM111 123V122H110ZM123 123V122H122ZM235 123V122H234ZM233 123V124H234ZM124 124V123H123ZM128 124V125H129ZM194 125V127H193V125ZM215 124V125H216ZM224 124V125H223ZM99 125L101 126V127H103L104 129H105V131H104V129L103 130H100V128H99ZM125 125V124H124ZM127 125V124H126ZM186 125V126H185ZM237 125H239V126H237ZM55 126V125H54ZM221 126H224V127H221ZM234 126H237V127H240V126H242V125H240V124H234ZM190 127H191V129L193 130H191L190 129ZM218 127V128H217ZM107 128H109V126L107 127ZM208 128V129H207ZM223 128V130L221 131V129ZM241 128H249L248 127V125H244V126H242ZM53 129H56V127L55 128H53ZM60 129V131H62L63 132V130L62 129H65V128H59ZM187 129H188V132H187ZM212 129V130H211ZM204 130H206L207 131V133L204 131ZM260 130H263V128L262 129H260ZM56 131V130H55ZM59 131V130H58ZM59 131V132H60ZM65 131V130H64ZM109 131H111V129L109 130ZM204 131V132H203ZM67 132V133H68ZM195 132V133H196ZM264 132V131H263ZM53 134H54V132H52ZM56 133V132H55ZM58 133V132H57ZM54 134V135H57V137L59 138L60 137V139H61V136L60 135H58V134ZM61 133V132H60ZM72 133V134H73ZM106 133H108V134H106ZM124 133L125 132H123L122 131V135H124ZM148 133H150V134H152L151 132H148ZM147 133V134H148ZM195 133H194V135L193 136H196L195 135ZM201 133V134H200ZM206 133V134H205ZM108 135V137H106V135ZM111 134H113V132L111 133ZM128 134V135H127ZM133 134V133H132ZM131 134V132H126L125 133V137H127L128 136V138H129V136L132 138V139H134L133 138V135ZM146 134V135H147ZM150 134H148V135H150ZM99 135H102V136H100V137H102L101 139L102 140H104V141H102V140H100L99 139ZM105 135V136H104ZM116 135V136H115ZM112 136V135H111ZM112 136V137H113ZM135 136V135H134ZM152 135H150V137H151ZM197 136H196V138H197ZM198 136V138H200V139H197L198 140V143L197 144H201L202 145V147H203V145L205 144H203V142H202V140H201V137H199ZM13 137V136H12ZM12 137H10V138H8L7 140H9V142L6 140L5 142H0V145H2L1 147H0V150L2 149V148H4V149H2L1 151L5 154V152H8V155H10L11 154V152H12V154L13 153H16L17 152V150H16V148L18 149V150H20L19 152H17L18 154L20 153L21 154V158L19 157L18 158V160H17V162H16V160L14 159L13 161H7V160H5L4 162L2 161V160H0L1 162H2V164L3 163H5V164H3V166H0V181H1V178H2V180H3V176L5 177L4 178V180H6V182H7V180H9L10 182H11V180H10V178L9 177H11V179L13 178V180H14V182H15V180L17 179V180H19V178H18V176H29L28 178H23V177H21L20 179L22 180V178H23V180L24 181H26V180H28V179H30V181H35L36 179L34 178L35 176H37V175H41V176H45L46 174H48V175H51L52 176V174H53V176L55 175L52 171H54L53 169H55V165H56V162H58L57 164L59 165L60 163L62 164H60L59 165V168L58 167H56V169H55V171L58 169H60V170H64L65 172L67 171V173H66V175H64V174H61L60 176H62V175H64V176H67L68 174H71L72 173V175H68V176H75V175H73L74 173L73 172H71V171H69V173H68V170H66V169H69L68 167H70V166H68L67 164H69V162H67L68 160L66 159V158H64V159H66V166H64L65 164V162L63 163V161H64V159L62 160L61 158L60 159H58L56 156L57 155H55V154H53L54 152L52 151V150H49V147H46L45 145H43L41 142L39 143V145L40 146H37L38 145V141H37V143H35V140H33V138H31V140H33V141H31V140H29L30 138V136L27 138V137H24V136H21V138H23L24 137V139H26V141H24V139L23 140H21L20 138H17V137H13V139H11ZM86 138V139H82V138ZM213 137V136H212ZM217 137V136H216ZM215 137V138H216ZM219 137V136H218ZM218 137H217V141H219V139H218ZM105 138V139H104ZM106 138H108V139H106ZM110 138V139H109ZM123 138V137H122ZM131 138H129V139H131ZM135 138H136V136H135ZM207 138V139H206ZM215 138L213 139V140H215ZM219 138H222L219 142H223V141H225V139L223 138V137H219ZM10 139H11V141H10ZM75 139V138H74ZM77 139H75L76 141H77ZM88 139V140H89ZM111 139H113V141L111 140ZM119 139H120V141H119ZM129 139H127L128 141H129V143L131 142V143H133L134 142V146L132 145H130V146H127V145H129L128 143H126V142H128V141H126L125 142V139H124V141L122 140V143H121V145H119L120 143H118V144H116V145H113V147L115 148L116 147V149L115 150H118V152H119V150L121 149V150H124V151H127V152H129V151H131L132 152V150H131V148L133 149V148H135V145H136V147L137 146H139L137 143H139V142H141L140 144H142L143 143V141L141 140H139V139H135V140H129ZM20 140H21V142H20ZM75 140H74V142H75ZM89 140V141H90ZM91 140V141H92ZM111 140V141H110ZM201 140V141H200ZM207 140V141H206ZM213 140H211V141H213ZM223 140V141H222ZM19 141V142H18ZM28 141V142H27ZM58 141V140H57ZM64 141V142H63ZM89 142V143H87V146H91V145H89L90 143H93V145H94V142L92 141V142ZM117 141V142H116ZM136 141V142H135ZM210 141V142H211ZM217 141H215V142H217ZM228 141L229 140H226V142H227V144H228ZM29 142H33V143H29ZM88 142V141H87ZM108 142V143H107ZM110 142H111V144H110ZM123 142L124 143H126V146L127 147H129L130 148V150L128 149V150H125L123 147H122V144H123ZM145 142V141H144ZM182 142H184L185 144V146H186V144H187V142H188V144H187V148L189 149H186L185 148V150H188L186 153H188V152H191L192 150H193V148L191 147V145L189 144V143H194L193 141L192 142H190V141H183V140H178V144L180 143H182ZM210 142H209V145L207 144V146H209V147H211L215 142H213V144H211L210 145ZM215 143L214 145L217 147L218 146V144H220V149H224V148H226L227 146H225L224 145V147L222 146V143ZM85 143L86 142H83V144L82 145H80V148H82V146H86L85 145ZM97 143V145H98V147L99 146H101V145H99ZM146 143V142H145ZM145 143H143L142 144V147H137L136 149H135V151H137V153H138V155L140 154L141 155V161L144 163V161H148L147 163H152V162H154L155 161V163H156V165H155V167L156 168H158V169H170L171 168V170H177V171H179V173H180V175L182 176V172H183V177H184V175H185V177L184 178H186V176H187V179H188V181L189 180H191V182L193 181V182H195L194 181V178L193 177H190V176H192L191 174H188V173H185L186 172V170H187V168H188V166H190L189 165V160L191 159V157H187L188 159L187 160H185V158L184 159H182V155L184 154V149L183 150H181L180 152H182V153H180L178 150H179V147H177L176 146V149H178V150H176L175 149V147L173 148V149H175L176 151H174V150H169L170 151V153H171V155L173 156V157H171V155L169 156V154L170 153H165V151L166 150H164V149H162V148H160V147H153V146H151V148L153 147L154 149H151L150 147L147 149V146L149 145V142H147V144H145ZM8 144V146L10 147H7L6 145ZM13 144H14V146H13ZM27 144V145H26ZM32 144H36L35 146L34 145H32ZM96 144V143H95ZM110 144V145H109ZM145 144V146H146V148H145V146H144V148H145V150L143 149V145ZM223 144H224V142H223ZM226 144V145H227ZM16 145H17V147H16ZM26 145V146H25ZM32 145V146H31ZM65 145V146H64ZM190 145V146H189ZM193 146H194V148H195V146H196V143H194V144H192ZM201 145L199 146V147H201ZM31 146V147H30ZM34 146V151H30V153H29V151H26L28 148H32ZM42 146V147H41ZM64 146V147H63ZM103 146V145H102ZM123 148H121V147ZM124 146V145H123ZM141 146V145H140ZM207 146H205V147H203V149H201V148H199L198 146H196V148H199V152H200V150L201 151H203L202 153H206L207 151H204L205 149H206V147ZM21 147V148H20ZM23 147V148H22ZM28 147V148H27ZM36 147H37V149H36ZM40 147L42 148V150H44V148H45V151H43L44 153H42V155L44 156V157H46V158H44L43 157V159L42 158H40V157H42V156H39V155H41V154H37V153H35V154H37L38 155V157H37V155H36V158H35V155H33L34 154V152H36L35 151V149L37 150V151H42L41 149H40ZM77 147H79V145L77 146ZM77 147H75V148H77ZM95 146H91V148H94ZM98 147H95V148H97L98 149ZM108 147L107 148H105L106 149V151H107V149H108ZM112 147V146H111ZM110 147V148H111ZM125 147V146H124ZM209 147H207V148H209ZM223 147V148H222ZM16 150L15 152H13L14 151V149ZM20 148V149H19ZM48 149V151L50 152H53L51 155H53L54 156V158L56 159V161L55 160H53L52 158H53V156H51L50 154H49V152L47 151V149ZM80 148H77V149H80ZM104 148V147H103ZM103 148L101 149V147H99V149H101V150H103ZM113 148V149H114ZM119 148V149H118ZM184 148V147H183ZM195 148V150H193V151H196L197 149ZM212 148H214L215 149V147H212ZM211 148V151H213V149ZM6 149H8V150H6ZM33 149V148H32ZM31 149V150H32ZM98 149V150H99ZM104 149V150H105ZM113 149H109V151H113ZM181 149V148H180ZM217 150H215L213 153H215L216 154V151H218V153L220 152L221 154H222V152L223 153H225L226 151H225V149L223 150V151H221L218 147L216 148ZM220 151H219V150ZM10 150V151H9ZM75 150V149H74ZM72 151V152H74V154L73 153H71V152H69V150L67 151V152H69L72 156H75L74 157V159L75 160H80V159H82V157H79L78 155H77V153H75V151ZM134 150V149H133ZM154 150V151H153ZM156 150V151H155ZM191 150V151H190ZM207 150V149H206ZM5 151V152H4ZM47 151V154H49V156H51L52 158H50V159H48L49 158V156H46V154H45V152ZM77 151V150H76ZM81 152V150H78L77 152ZM135 151H133L132 153H136ZM158 151V152H157ZM9 152H10V154H9ZM24 152H26L27 154H25ZM131 152H129V153H131ZM209 152H210V150H209ZM81 153H83V155L85 154L84 153V150H82V152ZM158 153H160V154H162V153H165V154H163V157H164V155H165V157L166 158H168L166 161V163H164V165H163V163L162 164H160L161 163V160H163V162H165V160L164 159H166V158H164V159H161L162 157H161V155H159ZM219 153V154H220ZM22 154L23 155H25V157H22ZM31 154V155H30ZM168 155V157H167V155ZM179 154V155H178ZM182 154V155H181ZM207 154V153H206ZM209 154V153H208ZM211 154V153H210ZM214 154V155H215ZM220 154V155H221ZM5 155H7V154H5ZM27 155H29V156H27ZM76 155H77V157H76ZM86 155L87 154H85L84 156H85V159L86 158H88V157H86ZM150 156V157H148V156ZM152 155L154 156V157H152ZM212 155V154H211ZM32 156V157H31ZM145 158H144V157ZM177 156H178V158H177ZM179 156L181 157V158H179ZM213 156V155H212ZM27 157V158H26ZM90 157V156H89ZM161 157V158H160ZM32 158H34L35 159V161H33L32 162V164H31V161H32ZM39 158V160H44V159H47V160H44V161H38L37 159ZM78 158V159H77ZM80 158V159H79ZM144 158V159H143ZM159 158V159H158ZM213 158V157H212ZM215 158H216V163H218L220 160L221 161H227L228 159L227 158H224V157H217V154L215 155ZM214 158V159H215ZM23 159H25V160H23ZM33 159V160H34ZM69 159V158H68ZM155 159V160H154ZM173 159V160H172ZM175 159V160H174ZM217 159L219 160L218 162H217ZM226 159V160H225ZM12 160V159H11ZM30 160V161H29ZM50 160H53L52 162L54 163V161H55V164H52V163H50V164H52V165H54V166H52V165H49L48 163L50 162ZM58 160H60V161H62V162H60V161H58ZM75 160H73L74 161V163H76L77 161H75ZM105 160V159H104ZM104 160H103V162H104ZM107 160V159H106ZM150 160H153V161H150ZM171 160V161H170ZM21 161H23V162H21ZM70 165H71V161H72V157L70 158ZM83 161V160H82ZM92 159H88V161H86L85 163H86V165L85 166H88V168L87 167H85V168H87V169H89V168H92L91 166H90V164H92ZM181 161V162H180ZM200 160H197V159H193L192 158V163H194V165L192 164V163H190V164H192L193 166H194V169L196 168V170L199 172V173H196V176H201V177H203V175L206 177L207 175H210V173H207V172H204V166L203 165H201L200 163H201V161L199 162ZM212 160H210L209 162V168L210 169H212V170H216L217 172H219V174H218V176H224L223 175V173L225 172V170H224V168H222V166L220 167V165L221 164H218V165H216L215 166V164H213L214 165V167H213V165H212V163H214L213 161L211 162ZM220 161V162H221ZM7 162H10L9 164L7 163ZM12 162V163H11ZM21 162V163H20ZM36 162V163H35ZM39 162H43V163H45V165L44 164H42L41 163V165L40 164H38ZM47 162V163H46ZM88 162V163H87ZM107 162H108V160H107ZM107 162L105 161V165H107ZM157 162H160L159 164L157 163ZM169 162H170V164H169ZM174 163L175 164V166L177 167H175V166H171L172 165V163ZM219 162V163H220ZM15 163H17V164H15ZM33 163H35V164H33ZM73 163V164H74ZM117 163H119V165L121 166L122 165V169L123 168H125L126 169V167H127V169L125 170V169H123L126 173H128V176H135L136 174H131L130 172H129V170H131L130 168V166L129 165H125L126 163H124L122 160H117ZM124 163V164H123ZM185 163H186V165H185ZM200 165H199V164ZM202 163L203 164H205V162H203L202 161ZM1 164V163H0ZM1 164V165H2ZM13 164V165H12ZM20 164V165H19ZM25 164V165H24ZM47 164V165H46ZM77 164V165H76ZM75 165H73L74 167H76V166H78L79 165V170H80V168H82L81 169V171L83 170V166H81V164H79V163H76ZM109 164V163H108ZM145 164H146V162H145ZM169 164V165H168ZM173 164V165H174ZM211 164V165H210ZM44 165V166H43ZM48 165H49V167H48ZM57 165V166H58ZM104 165V164H103ZM104 165V166H105ZM110 165H112L111 164V162H110V164L109 165H107V166H109V167H107V168H111V167H116V165H114L113 164V166H110ZM159 165V166H158ZM163 165V166H162ZM168 165V166H170L169 168L168 167H166V166ZM191 165V166H192ZM46 166L48 167L47 168V170L48 171H51V173L49 174L48 172H45L46 170H45V168H46ZM81 166V167H80ZM118 166V165H117ZM124 166V167H123ZM205 166H206V164H205ZM9 167V168H8ZM43 167H45L44 168V172L42 171L43 170ZM53 167V168H52ZM74 167H72V165H71V168H72V171H76L75 169H73ZM95 167H96V165H95ZM94 166H93V168H95ZM106 167V166H105ZM119 167V166H118ZM128 167H130V168H128ZM179 167V168H178ZM36 168H42V169H39L41 172H43L44 174L42 175V173H40V171H39V173L40 174H36L37 172L36 171H38V169H36ZM51 168H52V170H51ZM14 169L15 170H17L18 172L16 173L15 171H14ZM50 169V170H49ZM76 169L78 170V167H76ZM179 169H181V171L179 170ZM183 169V170H182ZM198 169H200L201 170V172H200V170H198ZM203 170V171H202ZM3 171H4V173H6V174H3ZM6 171V172H5ZM54 171V172H55ZM223 171V172H222ZM2 172V173H1ZM11 172H15L14 174L13 173H11ZM203 172V173H202ZM57 173V172H56ZM82 174H80V173H76L78 176H80V175H84V176H89L90 174L88 173H85V172H81ZM85 173V174H84ZM163 173V172H162ZM160 173L159 175L158 174H156V175H158V176H165V177H163V178H168V179H173L174 178V176H173V174L171 175L170 173V175L167 173V172H165L167 175H165V173ZM206 173V174H205ZM35 174V175H34ZM87 174V175H86ZM177 175L176 176H179L178 175V173H176ZM200 174H202V175H200ZM57 175V174H56ZM55 175V176H56ZM59 175V174H58ZM57 175V176H58ZM30 176H34V177H30ZM50 176V177H51ZM91 176H93V175H91ZM95 176V175H94ZM113 177H114V179L117 177V176H121V175H119V174H117V176L115 175H112ZM123 176V175H122ZM127 176V175H126ZM143 176V177H142ZM141 177H142V179H144V180H146L145 178H144V176L145 175H142ZM147 176H148V174H147ZM146 176V177H147ZM151 176V177H150ZM155 176V174H150L149 175V177H150V179H149V177H147L148 179L147 180H149V182L148 183H150L151 182V184L153 185V186H155V187H153V186H146V187H144V188H142L143 186H141V188L139 187V186H137L138 187V189L137 188H135L134 187V189H132V190H130L131 188H133V187H130V189H129V187L127 188V186H120V184L118 185V183L116 182H114V188H116V190H120V192H127V193H129V195H131L132 197L131 198H137V197H139V198H143V199H149V200H152V201H154V202H159V203H164L165 205L167 204V206H165L164 204H161V209H163V210H161V211H159V210H157L155 213H156V216H158V213H159V216L158 217H155L154 215H153V213L151 214V212L149 211H147L148 213H145L141 208L140 209H133V207L132 206H129V208H128V205L127 204H124L122 201H120V199H116V198H112V196L110 197V196H108V197H110V199L113 201V203L111 202V200L108 202V203H104V202H102V201H100L101 203H103V205H101L100 204V202L98 203V201H97V199L96 198H99V197H93V198H91V197H89L90 198V200H88V198H86L85 197V199L86 200H84V197H83V199L81 198V196H80V198H79V203H77L76 201V198L77 197H79V196H75V195H73V194H76V193H73L71 190H70V188L68 189L67 188V186H65L66 187V189H65V187H63L64 185H62L61 186V184L58 186L57 185V183L54 181L55 179H54V177H51V180H50V188H52L53 187V185L56 183V185H57V187H56V185H54V187H53V189H50V191H49V196L52 198V199H50V202L52 201V204H50V205H52V207L53 208H56L57 206H59V207H61V209H62V207H63V211L59 208L58 209V207L56 208L57 210H55V209H53V211L51 212H49V213H47V214H50L49 216L50 217H48V215H47V217L50 219V222H51V224L52 225H55V223L57 222L58 223V221L57 220H59L60 219V217H59V219H58V217L57 216H59V212L57 213V211L59 210L60 211V214H61V212H63L61 215H62V217L61 218H63L64 219V217L63 216H65L66 215V217L68 218V221H72V223L73 224H75V226H76V229H77V227H78V229L76 230V229H69V228H71V227H73V226H71L72 224L70 223V225H69V227L67 226V224H65V225H63V228L64 229H61L62 227H60L59 228V230L57 231V230H55V232L57 231V233H61V237L63 236H66V237H62L63 239H62V241H61V239L59 240V241H61V242H58V237L60 236L59 234H56L55 232H53V230H51L50 229V231H52L51 233H48L47 232V230H45V229H36L35 231H36V233L38 234V235H40V236H45V234H46V232H47V236H48V234L50 235V243H49V245H50V248H48V249H50V250H44V248H41V247H37L38 248V250H36L35 248V246H36V244L34 245V248H33V243H29L28 242V244L26 243V245L25 244H23V242H22V244H20V242H19V239L17 238V236H18V234H23L24 232H25V230H23L22 228H19V226H17L19 223V221L21 220L19 217V219L20 220H18V219H16V218H13L12 219V221L10 220V223H11V227H10V225H9V227H6V228H4V229H1V230H5L8 234H11V236L9 235V237H11V239L10 240H12V241H15L14 243L12 242V241H10L9 240V237H8V239H6L7 237H5V236H1V235H3V234H0V239H1V237H2V239L0 240V250H4V252L1 254L0 253V264H79V262H81V263H84V264H89V263H91V264H107V263H109L110 262V264H112L113 262H115V264H134L133 262H135L134 261V259L136 258V257H138V259H139V257L141 258V256H142V264H143V258H144V260H146V262H144V264H191L190 262V260L193 258V259H195L196 257H200V256H204L205 254H206V258L208 259V264H224V262H226V260L228 261L227 263L228 264H230L232 261H233V264H242L243 262H242V260L244 261V263L245 264H249V262H248V260L249 259H247V254H245V252H240V253H237L236 255H240L239 257H237L236 255L234 256L233 255V252L234 251H240L239 249H242V247H243V245H245V242H243L242 240H241V242H240V240L239 239H236V242H235V239L233 240V237H234V235L236 234V233H238L239 231L238 230H236L238 227L240 228V231H242L243 230V228L244 229H247V230H249V229H253V227L251 226H249L248 225V219H249V217H248V215L246 216V214H250V213H253V212H255V209H256V207H258V206H256L255 205V203L253 202L252 203V205L248 202V203H246L248 206V208L249 209H247V210H245L246 212H244V213H242V211H238L239 212V215H241L242 216V214H243V217H241V216H239L238 215V213H237V210L235 209L236 207L237 208H239V210H241L240 209V207H239V204L238 203H242V199H235V200H232L229 204L230 205H228V206H226V208H227V211H229V209H228V207H230V210L231 211H229V212H227V215L225 216L226 218L227 217H229L230 215H236V216H238L237 218H239V217H241V218H239V219H241V220H245L246 221V224H244L243 222L244 221H242V223H239V222H241L240 220H238V222H237V218L236 217H234V218H236V222L235 223H238V224H235V223H233L232 224V227L234 228V226L236 227V229L234 230V229H232V227H224L223 225H224V223H226V218H224V220H223V217H224V214H226V213H224V214H218V213H223L222 212V209L221 210H219V206H217V208L215 209L214 208V206L213 207H211L212 205L210 204V201L208 202V200H210L209 198H208V194H209V191L207 190L208 188L206 187V190L207 191H203V190H201V188H202V186H200L198 183V186L199 187H201V188H199L198 186H197V188H194L196 185L194 184V190L195 189H200L199 190V194H202V195H198V196H196L195 195V192L196 191H194L193 190V192H194V194L192 193V192H190V191H192V190H190V189H192L191 187H190V189H187L186 187H181L182 189H184V190H182L180 187H179V189H178V186H175V187H177V188H175V189H172L174 186H172V188H166V187H164V186H167L168 187V185H161L160 186V184H153V181H152V179H154L153 177ZM167 176V177H166ZM170 176H173V177H170ZM211 176V175H210ZM8 177V179H6ZM140 177V178H141ZM189 177L191 178V179H189ZM205 177H203L204 179H205ZM120 178V177H119ZM210 178H212V177H210ZM52 179H54L53 181H54V184L52 185L51 183H52ZM118 179V178H117ZM193 179V180H192ZM13 180H12V182H13ZM16 180V181H17ZM23 180H22V183H25V182H23ZM28 182L27 184H29V183H32V182ZM43 181H46V179H44ZM19 182H21V181H19ZM27 182V181H26ZM192 182V183H193ZM107 185L108 184H110L111 183V185H113L112 184V182H110V183H108V182H105ZM147 183V184H148ZM235 183V184H234ZM233 184H231V186H232V189H231V192L232 191H234L235 192V189L234 188H236V189H240L241 187H242V185L240 184V183H238V182H234ZM116 184V185H115ZM147 184H145V185H147ZM1 186H2V183L0 184ZM119 187H118V186ZM237 185H239V186H237ZM160 186V187H159ZM163 186V187H162ZM237 186V187H236ZM60 187L62 188L63 187V189H65V190H61L60 189ZM108 187H109V189H112V190H115L114 188H113V186L111 187L110 185H108ZM157 187V188H156ZM55 188V189H54ZM162 188H165L164 190L162 189ZM186 188V189H185ZM262 187H260V189H261ZM264 188V187H263ZM202 189H204V188H202ZM234 189V190H233ZM246 189V188H245ZM259 189V190H260ZM70 191V192H68V191ZM182 190V191H181ZM205 190V189H204ZM259 190H258V192H257V197H256V199H258V201H260L259 202V204H258V201L256 200L255 202H256V204L257 205H260V204H262L263 206H264V198H263V200L261 199V196H260V194L262 195V197H263V195H264V189L261 191V193L259 192ZM250 191L251 190H249V192L248 191H246L247 193H245L244 192V194H243V197H245V198H248V197H250L251 196V194L252 193H250ZM61 192H64V194L63 193H61ZM202 192V193H201ZM208 192V193H207ZM236 192H237V190H236ZM0 193H1V195L3 196L4 194H2V192L0 191ZM68 193H70V195H68ZM73 193V194H72ZM207 193V194H206ZM240 193H242L241 191H240ZM190 196H189V195ZM196 194H198L197 192H196ZM61 195H63V196H61ZM76 195H78V194H76ZM1 196V197H2ZM73 196V197H72ZM133 196H135V197H133ZM165 196H167V197H165ZM209 196H211L210 194H209ZM1 197H0V199H1ZM71 197V198H70ZM95 198V199H94ZM244 198V199H245ZM92 199V200H91ZM96 200L97 201V203L101 206V207H98V209H96V205H93L94 204V202H95V204H97L96 203V201H94V200ZM75 200V202H73V205L75 206L74 207V210L72 209L71 210V212L72 211H75L76 209H77V207L78 206H80L81 205V202L80 201H82V202H85L86 203V201L88 202V204H90V206H88V204H83V206L84 207H90V208H92L91 206H96V207H94V208H92V209H90V211L89 212H91V210H92V212L89 214V212H87V210H85V208H83L86 212V214H88V215H90V216H85V217H83V216H81V215H83L84 214V212H82V211H84L81 207L82 206H80L78 209H77V213L80 211V208H81V213H83V214H74L73 212L72 213H70V211L68 210L69 209V207L70 208H72L73 206L70 204V203H72V201H74ZM84 200V201H83ZM89 201H91V202H89ZM190 201L192 202V203H194V205H195V203H196V206H194L193 205V207H191L190 208V206H192L191 204L189 205L188 203H190ZM93 202V204H91ZM111 202V203H110ZM115 202H117V203H119V204H117L116 203V205L117 206H112V204L113 205H115ZM78 205V206H76V204ZM182 203H185V205L186 204H188L187 206H184V204L182 205ZM210 204V206H209V204ZM54 204V205H53ZM59 204V205H58ZM80 204V205H79ZM97 204V205H98ZM110 204V205H109ZM177 204V205H176ZM233 205V207H235V208H232V205ZM55 205H57V206H55ZM65 207H64V206ZM87 205V206H86ZM98 205V206H99ZM108 205V206H107ZM125 205V206H124ZM159 205V204H158ZM162 205H163V207H162ZM170 205V207H172V209H173V211H174V214L172 213L173 211H171L172 209H170V207H169V209L167 208L168 206ZM184 208V209H182V207ZM55 206V207H54ZM108 207V208H106V207ZM113 207L112 209H110L111 207ZM121 207V208H118V207ZM174 206H176V207H174ZM180 206V207H179ZM210 208H209V207ZM252 206H255V207H252ZM261 206V205H260ZM86 208V209H88L89 210V208ZM105 207V210H107L108 209V211H103L104 213H106V214H104L103 215V213L101 212V210H104V209H99V208H104ZM110 207V208H109ZM6 209L5 210H7L8 208L7 207H5ZM13 209L14 208H16L17 209V207H12ZM50 208H51V206H50ZM66 208H68L66 211L67 212H69V213H67L64 209H66ZM76 208V209H75ZM114 208H115V210H114ZM117 208V209H116ZM134 210V211H128V210H132V209ZM178 208V209H177ZM226 208H224L223 210L224 211H226ZM232 208V209H231ZM260 208V209H259ZM257 210H261V211H259V212H263L264 213V207L262 208V207H259ZM109 209L112 211H115V212H110L109 211ZM118 209H120L119 211H117ZM166 209V210H165ZM214 209H215V211L218 209L219 211H221V212H219L218 210V212H217V214H215V212H214ZM233 209H235L236 211H233ZM54 210L56 211V212H54ZM93 210H94V213H95V211L97 210V213L98 212H100L101 214H95V215H93L94 213H93ZM99 210V211H98ZM140 210V211H139ZM143 212H142V211ZM145 210V209H144ZM164 211V212H163ZM166 211V212H165ZM170 211H171V213H170ZM212 212L213 213V216H214V218H216V222L215 223H223V225H218V224H216L217 226H219V230H222V235H224V236H221L220 234H221V232L220 233H218L219 231L217 230V228L218 227H216L215 228V224H213V222H207L208 220H206V219H208V218H210V212ZM0 212H2V211H0ZM54 212V213H53ZM66 212V213H65ZM79 212V213H80ZM137 213L138 212V215L139 214H141V215H143L144 213H145V215H143V216H141V215H137L139 218L141 217H144L143 218V221H144V219H146V214L148 215V216H152V218H150V217H148L147 218V220H149L148 222H147V220L145 221V222H143L142 221V219L141 220H139V222H137V223H129L130 221H128V219H130V218H126L127 219V221H128V223H127V221L125 222L123 219L125 218V217H132L133 215L134 216H136L135 215V213ZM140 212V213H139ZM208 212H209V215H208ZM231 212V213H230ZM237 214H236V213ZM64 213H65V215H64ZM93 213V214H92ZM125 213H126V215H125ZM129 213H131V215H128ZM149 213L151 214V215H149ZM154 213V214H155ZM165 213H170L171 215H175L174 216V218H172V219H177V217H178V220H179V222H177V220L175 221V220H173L174 222H172V220H170L172 223H174V225H175V227H178L177 226V223H178V225H179V227L181 228L182 227V229H183V227L185 228V230L184 231H188V232H191L190 233V236H192L191 234L193 233V236H192V238H190V236H188L187 237V239L184 241H182V240H174V239H171V241H170V239L168 238V237H166L165 238V236H162L161 234H159V235H157L156 236V234L155 235H152L150 238L149 237H143V236H139V235H134V234H130V230H132L133 228H131L132 226L131 225H134V227L137 225L138 227H141L142 225V227H144V226H146L147 227V225L149 226V227H151V225H149V224H147V223H149V222H151V224L152 223H154L153 222V218L155 217L156 218V221H158V219L159 220H164L165 221V219L167 218V221H166V223H164L163 221V223L164 224H167V222H168V225H173L171 222L169 223V221H168V217H166V214ZM191 213H193V216L194 217H192V214ZM194 213H196L197 214V218H199L200 219V217H201V220H199V221H197V222H193L192 220H190V219H192V218H194V221H196L195 220V217H196V214H194ZM211 213V214H212ZM241 213V214H240ZM1 214H3V213H0V217L2 216ZM74 215L75 216V218H74V216H72V215ZM86 214H84V215H86ZM133 214V215H132ZM163 214H164V217H166L165 219H163ZM190 214H191V216H190ZM52 215V216H51ZM60 215V216H61ZM124 215H125V217H124ZM161 215V216H160ZM184 215V216H183ZM187 215H189L190 217L188 218L187 217ZM220 215V216H219ZM221 215H222V218H219V217H221ZM229 215V216H228ZM233 215V216H234ZM57 218H56V217ZM73 218H72V217ZM146 216V217H145ZM154 216V217H153ZM181 216H182V218H181ZM200 216V217H199ZM219 216V217H218ZM55 217V218H54ZM219 218V220H218V218ZM232 217V216H231ZM76 218H78L79 220H77ZM132 218H134V217H132ZM151 220H150V219ZM187 219V221H184L183 222V220H186ZM202 218H205V219H203L202 220ZM242 218H244V219H242ZM63 219H62V221H63ZM171 219V218H170ZM182 221H181V220ZM52 220V221H51ZM61 220V219H60ZM188 220H190L191 222H188ZM221 220H222V222H221ZM75 221H78V222H75ZM96 221V222H95ZM97 221H101V224L100 223H98V225L96 224L95 225V223H97ZM203 221H205V222H203ZM219 221V222H218ZM54 222V223H53ZM60 222V221H59ZM79 222H80V227L78 226L79 225ZM147 222V223H146ZM160 222V221H159ZM177 222V223H176ZM248 222V223H247ZM78 223V224H77ZM176 223V224H175ZM99 224H100V226H99ZM155 224V223H154ZM181 224H183L182 226H181ZM227 225H230L229 223H226ZM241 224H243V225H241ZM101 225H103L102 227H101ZM110 225V226H109ZM141 225V226H140ZM167 225V226H168ZM169 226V227H172V226ZM234 225V226H233ZM237 225H241V226H238L237 227ZM246 225H248L249 227H247ZM66 226V227H65ZM74 226V227H75ZM106 226V227H105ZM152 226H154L153 224H152ZM206 226H208V227H211V228H209V229H212L213 230V232L212 231H210L209 229H207L208 227H206ZM223 227V229H222V227ZM231 226V225H230ZM174 227V226H173ZM10 228V229H9ZM69 230H68V229ZM80 228H81V230H80ZM102 229V231H101V229ZM187 228V229H186ZM224 228L226 229V230H224ZM242 228V229H241ZM8 229H9V231H8ZM18 231H17V230ZM58 229V228H57ZM61 229V230H60ZM66 229V230H65ZM95 229V230H94ZM98 229H100V230H97ZM127 229H128V231H127ZM130 229V230H129ZM227 229H230V231L228 230L227 231ZM1 230H0V232H1ZM72 230V231H71ZM104 230H106V232H104ZM224 230V231H223ZM23 231V232H22ZM46 231V232H45ZM60 231V232H59ZM63 233H62V232ZM77 231H78V233H80V236L78 235V233H77ZM99 231H101V232H99ZM125 231H127V232H125ZM235 231H237L235 234H234V232ZM122 232H125V233H122ZM224 232V233H223ZM226 232L228 233H231V237L229 238V235H227L226 234ZM187 233V232H186ZM234 235H233V234ZM63 234V235H62ZM194 234H195V237L196 236H199V238H194ZM253 234V233H252ZM37 235V236H38ZM54 235H55V238H57V242H56V239L54 238ZM76 235H78L77 237L79 238L80 237V240H78V239H74V237H76ZM188 235H189V233H188ZM213 235H215V237L213 236ZM226 235L228 236L227 237V239H226ZM237 235V234H236ZM53 236V237H52ZM81 236H83V237H81ZM139 236V237H138ZM156 236V237H155ZM159 236V237H158ZM217 236V237H216ZM201 237H207L206 238V242H208V244H205V241H203V238H201ZM218 237L220 238V237H222L221 239H218ZM168 238V239H167ZM208 238H210V239H208ZM212 238H214V240L213 241H211L212 240ZM215 238H217L216 240H215ZM225 238V239H224ZM6 239V240H5ZM55 239V240H54ZM150 239H151V241H150ZM205 239V238H204ZM208 239V240H207ZM223 239H224V241H223ZM228 239H231V241H228ZM7 240H9L10 242H11V244L10 243H8L7 242ZM52 240H54V241H52ZM82 240V241H81ZM222 240V241H221ZM232 240H233V242H232ZM239 240V241H238ZM7 242V243H5V242ZM173 241H175V242H173ZM180 241H182V242H180ZM226 241V242H225ZM209 242H212V243H210L211 245H209ZM239 242V243H238ZM3 243H4V245H3ZM57 243H60L59 245H57ZM232 243H234V244H232ZM6 244V245H5ZM7 244H8V246H7ZM9 244L11 245V246H9ZM14 244V245H13ZM31 244V245H30ZM40 244V243H39ZM39 244H37L38 246H40ZM238 244V245H237ZM3 245V246H2ZM14 247H13V246ZM23 245H25V246H23ZM233 245V246H232ZM59 246V247H58ZM61 246V247H60ZM241 246V247H240ZM5 247V248H4ZM19 247L21 248H23V249H19ZM140 247H141V249H143V251L142 250H140ZM212 247V248H211ZM225 247V248H224ZM2 248H4V249H2ZM138 248V249H137ZM213 248H214V250L216 249V255H213L214 253H215V251L213 250ZM219 248V249H218ZM223 248H224V250H223ZM235 248V249H234ZM238 248V249H237ZM6 249H11L10 251H8V250H6ZM18 249V250H17ZM26 249H28V250H26ZM35 249V250H34ZM40 249V250H39ZM43 251H42V250ZM218 249V250H217ZM6 250V251H5ZM142 251V252H140V253H142V254H140V253H138L139 251ZM233 250V251H232ZM16 251H19V252H16ZM23 251V252H22ZM47 252V253H45V252ZM214 251V252H213ZM221 252V253H223L222 251H224V252H226V253H223V254H226V256H223L222 254H221V256L219 255H217V252ZM41 252V253H40ZM219 252V253H220ZM13 253V254H12ZM135 253H137L139 256H137V254H135ZM211 253V254H210ZM218 253V254H219ZM204 254V255H203ZM228 255V256H227ZM242 255V256H241ZM245 255V256H244ZM224 258H223V257ZM241 257H242V259H241ZM249 258V257H248ZM192 259V260H193ZM230 259V260H229ZM236 259V260H235ZM240 259H241V261H240ZM247 259V260H246ZM140 260V259H139ZM224 260V262H222ZM141 261V260H140ZM139 261V262H140ZM231 261V262H230ZM235 261H237L238 263H235ZM112 262V263H111ZM226 263V264H227ZM114 264V263H113ZM141 264V263H140Z\"/></svg>","mask_w":264,"mask_h":264}]
</instances>
